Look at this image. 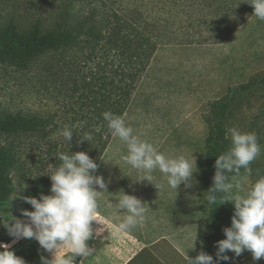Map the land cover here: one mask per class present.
I'll list each match as a JSON object with an SVG mask.
<instances>
[{"label": "rangeland", "instance_id": "rangeland-1", "mask_svg": "<svg viewBox=\"0 0 264 264\" xmlns=\"http://www.w3.org/2000/svg\"><path fill=\"white\" fill-rule=\"evenodd\" d=\"M123 1L120 5L126 10H143L153 18L147 26L149 32L156 29L158 22L157 29L161 28V35L166 36L123 117L140 139L167 156L184 155L196 172L193 186L186 188L182 183L176 192L157 170L153 176L163 185L159 191L146 180L136 181L142 173L122 160L127 154L126 145L112 136L97 160L99 168L95 174L110 181L109 193L100 197L98 215L110 225L109 230L115 228L116 217L123 219L126 215L112 205L123 190L148 204V218L142 227L119 238L105 231L102 237L88 243L96 250L94 260L127 247L129 252L137 250L129 264H188V257L194 258L201 251L211 255L207 243L210 177L205 139L209 132L207 116L214 101L233 96L228 129L255 133L261 147L260 155L252 162L251 174L240 172L236 179L247 190L264 177V21L253 15L228 30L230 24L219 15L223 0ZM82 5L71 0H0V33L12 29L26 33L35 25L43 30L57 28L62 24V11L77 10ZM225 21L230 22L229 18ZM81 45L49 54L34 63L31 70L0 57V115L37 114L51 119L45 138L33 132H0V145L16 150L21 167L13 172V194L0 204V244L10 245L9 250L26 264H42L41 256L51 259L52 255L35 239L13 242L15 238L8 234L4 221L12 216L27 220L21 209L15 208L21 192L36 175L49 176L60 165L57 153L89 154L88 141H78L89 131L85 128L89 120L81 115L94 106L85 108L81 97L92 99L93 94L91 90L86 94L71 92L69 80L77 74L90 79L91 68L97 67L101 58L86 63ZM251 81L249 88L240 89ZM65 126L73 131L70 143L61 135ZM96 127L100 129L101 124ZM228 139L231 147L230 134ZM49 146L54 150H48ZM228 206L234 210V204L228 202ZM97 227L100 225L93 222V228ZM61 252L68 254L65 248ZM78 264H84L82 259ZM229 264H264V258L254 261L251 252L245 251L239 257L234 255Z\"/></svg>", "mask_w": 264, "mask_h": 264}, {"label": "clouds", "instance_id": "clouds-1", "mask_svg": "<svg viewBox=\"0 0 264 264\" xmlns=\"http://www.w3.org/2000/svg\"><path fill=\"white\" fill-rule=\"evenodd\" d=\"M254 7V16L264 21V0H245ZM108 129L113 137H118L127 148L122 160L142 173L136 181H148L160 191L163 185L156 182L153 173L157 170L163 174L167 186L178 192L183 183L186 188L193 186V163L184 155L171 157L147 140L134 134L133 127L126 123L123 116L114 115L110 111L103 113ZM99 131V129H97ZM231 147L215 161L213 187L209 189L208 203L219 205L231 202L234 214L230 227L223 229L225 239L216 242V259L201 251L194 258L188 257V264H220V261L232 259L227 253L231 251L236 257L249 251L254 261L264 258V177L258 179L245 190L243 183L236 179L241 169L251 174V163L260 155L261 147L255 133L241 132L237 128H229ZM63 138L70 143L73 131L65 126L61 132ZM93 136L85 133L78 143L92 141ZM71 154L57 153L60 165L48 174L52 181L50 195L24 197L34 210L21 209L27 220L11 217L4 221V227L15 241L22 238L35 239L43 250L51 253L52 258L41 256L42 264H76V257L87 260L93 256L95 249L90 247V239L102 237L108 231L114 238L142 227L148 218V204L135 195L122 194L117 203H112L115 210L124 212L123 219L116 217L115 228L104 222L98 215L100 197L109 193L108 183L102 175H96L99 165L87 152L79 151ZM196 164V161H195ZM229 173L233 176L230 178ZM99 189V190H97ZM121 192V191H120ZM217 193L221 195L217 196ZM111 194V193H110ZM2 216V215H0ZM9 220L12 221L9 223ZM93 222L100 227L93 228ZM10 245L0 244V264H26L13 251ZM61 248L67 249L63 254Z\"/></svg>", "mask_w": 264, "mask_h": 264}, {"label": "trees", "instance_id": "trees-1", "mask_svg": "<svg viewBox=\"0 0 264 264\" xmlns=\"http://www.w3.org/2000/svg\"><path fill=\"white\" fill-rule=\"evenodd\" d=\"M71 1L83 5L77 10L62 11V24L57 28L43 30L39 25H35L26 33L13 29L0 33V57L12 61L22 69L31 70L34 63L41 58L49 54L62 53L82 43L81 48L86 63L101 58L97 67L91 68L90 79L77 74L69 80L72 85L71 92L86 94L87 90H91L93 94L92 99L81 97L85 108L94 105L81 117L89 120L85 128L94 137L92 141H88L90 146L88 152L97 162L112 138L103 113L110 111L117 116L125 115L139 82L166 36L161 35L159 31L161 28L157 29L160 25L156 21V29L149 32L147 26L149 20L153 18L150 19L143 10H126L124 5H120V1L124 2L123 0ZM219 10L221 18L224 17L223 22L230 24L228 30L246 22L254 14V7L245 0H223V6ZM226 16L230 22L225 21ZM251 85L252 81L241 85L240 89H247ZM233 100L232 96L214 101L207 116L209 132L205 139V160L210 177V188L213 187L216 171L215 161L230 148L226 133H228L227 120ZM50 124V118L37 114L0 115V132L4 133L33 132L45 138L46 129ZM98 124H101L99 131L96 127ZM53 148L49 146L48 150L53 151ZM250 167H253V163ZM14 170H21L16 150L11 146L0 145V204L15 190ZM241 172L244 170L241 169ZM228 175L230 178L233 176L232 173ZM51 185L49 176L36 175L21 192L15 208L34 210L23 198L30 196L39 199L42 194L50 195ZM219 195L221 194L217 193V196ZM209 196L210 192L208 198ZM207 205L206 222L209 229L207 243L215 260L216 242L226 238L223 229L231 226L234 210L228 206V202L222 205H219V201L210 204L207 199ZM89 246L91 247L90 244ZM227 255L233 257L235 254L229 251ZM80 259L81 257H76L77 264ZM230 260L220 261V264H229Z\"/></svg>", "mask_w": 264, "mask_h": 264}, {"label": "crops", "instance_id": "crops-1", "mask_svg": "<svg viewBox=\"0 0 264 264\" xmlns=\"http://www.w3.org/2000/svg\"><path fill=\"white\" fill-rule=\"evenodd\" d=\"M126 248L127 247H121L120 252L110 253V257L107 258L94 260V257L91 256L87 260H85L84 258L81 259L82 262H84V264H91V263L92 264H129L131 263V260H133V258L135 257V254H137L136 253L137 250L134 253V252H129Z\"/></svg>", "mask_w": 264, "mask_h": 264}, {"label": "water", "instance_id": "water-1", "mask_svg": "<svg viewBox=\"0 0 264 264\" xmlns=\"http://www.w3.org/2000/svg\"><path fill=\"white\" fill-rule=\"evenodd\" d=\"M1 220H2V217L0 216V222H1Z\"/></svg>", "mask_w": 264, "mask_h": 264}]
</instances>
